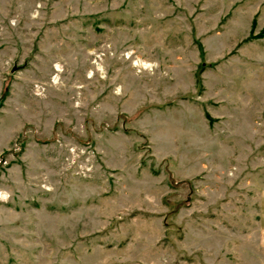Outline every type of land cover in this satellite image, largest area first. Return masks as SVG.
Returning a JSON list of instances; mask_svg holds the SVG:
<instances>
[{"label": "rangeland", "instance_id": "rangeland-1", "mask_svg": "<svg viewBox=\"0 0 264 264\" xmlns=\"http://www.w3.org/2000/svg\"><path fill=\"white\" fill-rule=\"evenodd\" d=\"M264 0H0V264H264Z\"/></svg>", "mask_w": 264, "mask_h": 264}, {"label": "crops", "instance_id": "crops-1", "mask_svg": "<svg viewBox=\"0 0 264 264\" xmlns=\"http://www.w3.org/2000/svg\"><path fill=\"white\" fill-rule=\"evenodd\" d=\"M261 208H262V212L264 214V191L261 193Z\"/></svg>", "mask_w": 264, "mask_h": 264}]
</instances>
